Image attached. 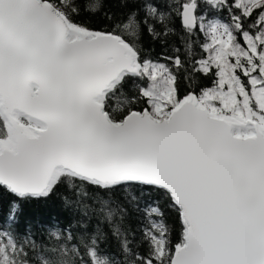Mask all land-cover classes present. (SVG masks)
I'll return each mask as SVG.
<instances>
[{"label": "snow or ice", "instance_id": "6c2138e0", "mask_svg": "<svg viewBox=\"0 0 264 264\" xmlns=\"http://www.w3.org/2000/svg\"><path fill=\"white\" fill-rule=\"evenodd\" d=\"M203 3L0 0V264H264V0ZM61 189L75 224L37 242L19 202ZM144 196L176 242L160 208L133 239Z\"/></svg>", "mask_w": 264, "mask_h": 264}, {"label": "trees", "instance_id": "16d2710c", "mask_svg": "<svg viewBox=\"0 0 264 264\" xmlns=\"http://www.w3.org/2000/svg\"><path fill=\"white\" fill-rule=\"evenodd\" d=\"M145 2L160 4L161 7H164L167 0H145ZM199 2V11H201L203 14H207V8L205 7L203 0H199ZM69 3L71 4L72 0H69ZM80 8L81 15L79 17V22H83L93 28L97 27L100 22V17L91 16L84 12L83 2L80 3ZM225 19H227L226 16ZM173 26L176 29V34L169 38L168 44L162 45L159 42H156L147 49L151 52L152 56L160 54L165 49L170 51V46L172 44L181 47V51L183 52V47L180 44V33L182 29L178 19L173 20ZM194 40L196 41L194 45V51L197 53L196 58H199L201 55L199 43L203 40V35L198 34ZM199 82L204 86H211V82L207 78L200 77ZM183 85L186 88L188 86V81H183ZM128 87H132V82H129ZM69 197L70 193L66 192L64 189H61L52 195L51 198L20 201L18 210L16 212V218L19 222V229L23 230L26 225H30L34 233H36L34 238L37 240V242H39L41 239L44 241H49V230L67 229L71 225L75 224V220L73 219L72 215L65 209L64 206L65 199ZM10 199V197H4L0 199V225H2L9 216ZM152 208H160L165 213L164 219L171 229V238L173 242H176L178 240L180 229L179 225L176 223L175 210L169 207L163 199L156 200L151 196L142 197L139 201V205L131 210L130 223L132 229L134 230L133 239L139 241L144 230L150 227V221L153 219H158L157 217L150 215ZM102 226L106 227L104 224H102ZM51 239L54 240L55 238L52 237Z\"/></svg>", "mask_w": 264, "mask_h": 264}]
</instances>
